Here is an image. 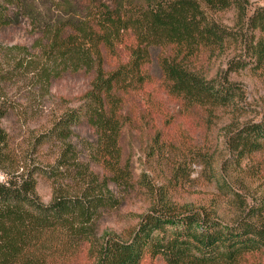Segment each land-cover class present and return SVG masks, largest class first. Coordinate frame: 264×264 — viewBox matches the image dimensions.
Returning <instances> with one entry per match:
<instances>
[{
  "label": "trees",
  "instance_id": "1",
  "mask_svg": "<svg viewBox=\"0 0 264 264\" xmlns=\"http://www.w3.org/2000/svg\"><path fill=\"white\" fill-rule=\"evenodd\" d=\"M248 5L245 0H0V28L27 18L43 35L37 82L45 86L67 72L93 75L79 106L64 111L36 137L41 145L59 143L54 163L36 164L25 175L7 174L0 181V264H151L157 260L264 264V224L251 216L225 224L209 214L171 207L162 196L163 208L144 212L125 237L107 231L99 234L94 221L112 204L102 191L85 187L79 194L56 195L48 204L35 194L37 176L51 179L85 168L76 167L77 149L70 141L80 127L88 126L99 136L98 153H119L122 125L128 119L134 121L132 111L125 112L129 99L139 112L142 108L147 112V125L157 138L165 134L155 125L158 114L165 117L166 127L174 124L173 114L159 113L154 102L157 89L148 90L152 79L144 69L153 46H173L178 54L160 62L159 85L169 96L184 100L189 110L203 107L209 115L232 103L236 89L203 76L188 59L200 50L216 55L232 48L234 40L246 57L233 61L230 70L252 65L263 72L264 6L249 14ZM230 8L237 11L238 24L247 31L244 37L233 34L210 13ZM121 46L129 53L128 60L106 70L108 55L117 56ZM1 73L0 68V81ZM142 93L146 94L144 106L137 99ZM182 128L176 127L177 131ZM10 142L0 126V164L13 166ZM230 146L241 160L264 155V114L238 125Z\"/></svg>",
  "mask_w": 264,
  "mask_h": 264
},
{
  "label": "rangeland",
  "instance_id": "2",
  "mask_svg": "<svg viewBox=\"0 0 264 264\" xmlns=\"http://www.w3.org/2000/svg\"><path fill=\"white\" fill-rule=\"evenodd\" d=\"M246 2L249 14L257 6H264V0ZM210 13L239 38L247 33L238 24L234 8ZM42 40V33L27 18L15 26L0 28V126L10 135L8 151L16 160L13 166L0 164V181L7 174L25 175L36 164L54 163L59 143L41 145L36 137L64 111L79 106L93 80L92 73L79 71L67 72L45 86L37 82L38 45ZM149 51L144 69L152 79L148 90L157 89L158 101L154 102L159 113L173 114L174 124L166 127L165 117L158 114L155 125L165 134L157 138L155 130L147 125V112L142 108L140 115L134 100L129 99L125 112L131 110L134 121L128 119L122 125L119 153H98L99 136L88 126L78 128L70 141L77 149L76 167L85 168L78 171L77 167V171L68 170L51 179L37 176L36 196L48 204L56 195L79 194L85 187L102 191L110 196L112 204L94 221L99 234L107 231L128 236L144 212L163 208L162 196L171 207L209 214L225 224L244 216L264 224V155L241 160L230 146L238 125L259 120L264 114V71L254 70L252 65L230 70L233 61L246 57L234 40L232 48L216 55L200 50L190 56L189 65L194 70L236 89L232 103L209 115L203 107L189 110L184 100L172 98L160 87V62L177 57L174 47L156 45ZM118 52L117 56L108 55L106 70L128 60L125 47ZM179 56L183 59V54ZM145 96H137L143 106ZM177 126L183 131H177ZM151 264L166 263L157 260Z\"/></svg>",
  "mask_w": 264,
  "mask_h": 264
}]
</instances>
